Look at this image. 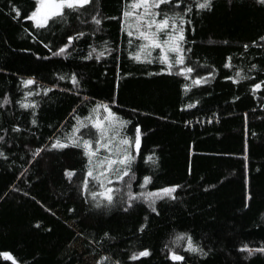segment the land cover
Masks as SVG:
<instances>
[{
	"label": "trees",
	"instance_id": "trees-1",
	"mask_svg": "<svg viewBox=\"0 0 264 264\" xmlns=\"http://www.w3.org/2000/svg\"><path fill=\"white\" fill-rule=\"evenodd\" d=\"M132 2L91 0L38 28L30 19L36 0H0V264H82L87 256L109 264H264V254L241 251L246 241L264 247V5L212 0L211 10H199L197 0H173L163 10L191 23L185 64L168 71L160 49L150 63L135 59L145 42L134 28L127 34L132 20L123 12ZM184 67L194 71L182 74ZM29 78L35 82L25 85ZM101 103L129 121L123 135L141 130L129 175L108 176L112 204L93 199L101 188L87 177L83 148L51 147ZM80 134L96 138L90 124ZM108 155L99 150L100 160ZM174 185L175 198L146 195ZM188 237L207 255L188 251ZM145 249L150 254L138 256Z\"/></svg>",
	"mask_w": 264,
	"mask_h": 264
},
{
	"label": "snow or ice",
	"instance_id": "snow-or-ice-1",
	"mask_svg": "<svg viewBox=\"0 0 264 264\" xmlns=\"http://www.w3.org/2000/svg\"><path fill=\"white\" fill-rule=\"evenodd\" d=\"M182 0H176L177 5L179 6ZM258 2L264 5V0H258ZM91 0H36V7L31 12L30 19L35 23V26L38 28L46 27L49 20L52 18L64 19L67 13L64 12L65 9L68 10H77L84 8L86 5H89ZM173 3V0H134L130 3L129 7L131 10H125L123 16L126 21L131 18L132 22L128 23V36H133L132 29H135V34L138 38L145 43L141 44L138 49V54L135 56L136 60H141V54L147 59V62H152L149 58L151 56L152 49H160L161 56L159 57L162 64L167 65L168 71H171L174 64L184 65L185 64V55L183 44L185 42V24L191 23L190 20L186 18L185 15H182L179 12H176L174 9H169V11H164V7H167ZM194 7L199 10H211L212 0H197ZM136 9H142V12L137 13ZM16 16L20 15V11L17 8L13 9ZM193 7L189 6L186 9V12L191 13ZM96 25L101 24V20L93 16ZM84 33L80 32L77 34V37L83 36ZM163 35V38H162ZM73 37H68V44H71ZM131 44L132 41L129 40ZM68 44H65L64 47L59 49V52L53 53V55H59L65 53ZM96 51L95 49L92 50ZM174 54L170 57L169 54ZM104 51H100L97 55V59L104 56ZM92 52H89L88 56L85 59H91ZM255 67V65H253ZM194 71L191 67H184L182 69V74H190ZM60 79H64L63 76ZM71 81L73 84H78L76 75L71 76ZM35 81L32 78L26 79L23 81L25 85H32ZM200 80H196L195 83H200ZM256 89L261 88V84H256L254 86ZM49 91L45 89V92ZM28 96H32L33 93L29 91ZM9 101L4 100V103L7 104ZM115 101H113L114 103ZM35 103H22L21 107L29 108L35 107ZM103 110V115L101 116L100 110ZM88 123L84 121H78L77 125H74L71 131V134L66 136L65 140L57 138L51 147L54 149H63L69 146L83 148V154L88 157V170L87 177H91L94 180L99 182V186L103 189L101 192L97 193L93 191L91 193L93 199H96L98 196L103 197L108 204L113 202V189L107 187V184L110 183L108 176L114 175L117 180H122L124 176H128L132 164L135 160V155L133 154V148L138 152L141 145V130L139 126L134 127V137H128L123 135V127L129 123L120 118L108 104H97L92 113L85 118ZM33 124L36 123L35 120L32 121ZM90 124L91 128L95 130L96 138L93 141L92 139L83 138L81 133L82 128L88 127ZM19 129H14L18 131ZM4 138L0 136V140ZM95 143L96 147H93ZM105 149L109 155L104 157L102 160L99 159V150ZM4 153L0 151V157H3ZM6 158V157H5ZM149 160L153 158L148 157ZM154 162V161H153ZM102 165V168L100 167ZM66 176L71 179L74 175L73 171L66 170ZM134 178V177H133ZM150 177H144V183L147 184L150 182ZM179 185L164 187L159 189L158 192H151L147 194L148 198L154 199L170 197L175 198L173 193L176 192V189ZM85 190L88 189V181H84ZM129 201L136 199L131 192L128 193ZM250 199V195L246 197ZM99 206V204L97 205ZM152 206L151 203L149 205ZM247 206V204L245 205ZM153 211L156 209L153 207ZM182 236H177V241L182 239ZM187 250L193 253H199L201 255H207L206 252L198 245H195L192 242L191 237H188V247ZM241 251L247 252L249 256L254 253L264 254V247L250 248L247 244L243 245ZM150 253L147 249L140 251L138 256L146 257ZM5 256L8 254L5 253ZM133 259L136 258L134 255ZM173 260L181 261L184 259L183 256L172 254L171 257Z\"/></svg>",
	"mask_w": 264,
	"mask_h": 264
},
{
	"label": "rangeland",
	"instance_id": "rangeland-1",
	"mask_svg": "<svg viewBox=\"0 0 264 264\" xmlns=\"http://www.w3.org/2000/svg\"><path fill=\"white\" fill-rule=\"evenodd\" d=\"M136 10H138V9H136ZM139 10L143 11L142 9H139ZM102 115H103V113H102ZM108 184H107V187H111V185L108 186ZM102 190L103 189H101L99 192H101ZM79 244H80V240L78 238H74V239H72L70 241V245L73 246V247H79ZM245 244H247L250 248H258L257 243L255 242V240L254 241H246V242L243 243V245H245ZM82 264H109V263L103 256H96V257L87 256Z\"/></svg>",
	"mask_w": 264,
	"mask_h": 264
}]
</instances>
